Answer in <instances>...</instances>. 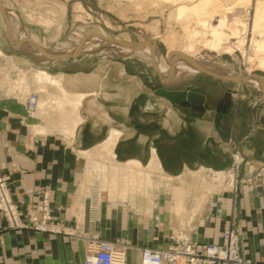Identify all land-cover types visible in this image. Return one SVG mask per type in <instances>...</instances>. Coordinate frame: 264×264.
<instances>
[{"label":"crops","instance_id":"1","mask_svg":"<svg viewBox=\"0 0 264 264\" xmlns=\"http://www.w3.org/2000/svg\"><path fill=\"white\" fill-rule=\"evenodd\" d=\"M40 39L49 45V38L43 36ZM0 49L9 56L0 55V173L9 175L7 185L11 197L27 214V220L28 217L38 219L43 216L55 228V231L40 232L26 227L15 230L7 228L0 216V264H86L84 259L95 238L121 243L125 250L124 264H140L143 247H164L171 243L175 235L166 232L167 228L161 229L165 223L160 219L159 206H138L128 197L112 198L115 192L118 193L112 190L120 189L118 191L122 193V187L112 189L107 185L101 192L103 186L99 175L94 174L93 180L97 188L90 187L92 174L87 168L91 160L86 156L94 155L107 131L116 127L121 133L113 153L115 158V151L118 153L119 161L143 166L154 149L162 169L170 167L171 161H180L183 167L182 172L166 173L183 175L191 163L186 160L191 149L184 147L180 151L176 147L180 145L177 134L185 118L179 110L191 114L192 107L176 108L164 97L153 98L147 94L138 78L139 68L126 66L123 59H96L88 54L41 66L56 68L53 74H62L61 83L72 96L83 94L76 110V124L72 126L60 120L59 112L53 110L29 117L25 94L14 89L13 80L19 74L18 70H24L29 76L31 69L39 64L35 63V55L24 46L14 48L7 41ZM67 61L71 66L77 64V68L70 70ZM88 66L91 68L83 71ZM145 71L150 77L154 76ZM30 81L28 77L29 87L33 86ZM54 91L50 89V92ZM199 92L207 97L205 91ZM18 97L22 99L17 100ZM156 103H167L163 121L157 119L160 109ZM226 108L205 106L202 109L204 117L197 119L195 126L206 136L200 150L201 158L206 154L216 163H229L231 153L242 157L236 170L235 189L233 193L229 190L230 195L224 191L214 198L216 216L213 219L206 213L205 233L191 239L201 244L208 240L218 241L223 229H235L241 253L264 263V116L263 121L246 124L241 141L235 123L225 133L222 124L213 126L206 121L213 114L225 113ZM256 112L264 114V110ZM67 129L72 133H64ZM38 130L43 131L36 132ZM166 161L168 164H164ZM124 172L128 173V170L120 169V173ZM160 192L153 188L123 193ZM43 193L48 197L45 212L38 210ZM136 208L151 211L139 214ZM202 208L204 204L197 208L198 212ZM167 213L164 216L168 221ZM187 214L185 211L184 215ZM169 216L175 218L177 215ZM180 223L184 222L180 220ZM208 234L211 235L209 239Z\"/></svg>","mask_w":264,"mask_h":264},{"label":"rangeland","instance_id":"2","mask_svg":"<svg viewBox=\"0 0 264 264\" xmlns=\"http://www.w3.org/2000/svg\"><path fill=\"white\" fill-rule=\"evenodd\" d=\"M254 1L255 0H251V7L247 10L248 28L244 33V44L242 46H239L238 44L233 45L231 53H217L209 49L208 46L204 44V39L206 38L207 33L203 35L202 33L196 34V30H198V28L193 25H188V28L185 31L181 28L179 23H177V20L175 19L176 16L169 15V8L163 6L162 8L159 6L153 7L152 9L146 8L143 11L136 12L133 8H131V6L128 5L126 0H5V3L7 6V10L9 9L7 11V15L10 21L9 27L11 30V38L14 43L19 39V29L23 30L27 37L33 39L40 46L51 47L57 50H67L69 48H72L75 43L82 41L85 35L89 36L94 35L96 33L104 34L117 40L130 42H143L152 39L156 43L160 54L164 56L165 60L168 62L169 51L164 37L166 36V34H170L174 36V45L177 49L179 46H181L184 40L192 39L193 43L199 42L197 43V45L195 44V47H198V50L196 51L197 53L195 52V58L199 60H209L221 68H225L236 73L244 74L248 69H250V71L259 75L264 82V69L257 66L256 61L258 57L256 56V54H259V52H262V50L255 51V47L251 44L250 40L252 36L251 24ZM154 9L155 11H153ZM47 18L51 20L50 24L44 23V20ZM29 31H31L30 35L28 34ZM43 36H45L46 39L49 38L48 46L46 42H43L40 39V37L42 38ZM6 40L7 39L5 36V29L3 27V23L0 17V45L6 44ZM99 45L92 52H81L74 56L67 57L65 58V60H69L71 58H78L81 55L88 54L92 55L96 59L99 57L121 58L125 61L126 66L130 65L139 68L137 70L139 72L138 78L141 80L142 86L145 88L147 94H151L153 98H162V96L155 93V89L160 87L172 90L190 89L198 92L205 91L207 93V97L205 99V106L213 108L215 107L216 102L219 98L223 99L221 103L224 102V98H228V106L225 110V113L218 115L213 114L212 116L208 117L206 121L211 122L213 126H215L216 124H222V126H224L225 133L228 132L229 128L233 125V123H235L236 127L239 129V137L241 141L244 139L243 134L245 133L244 129L247 123H257L259 120L263 121L264 114H261L260 112L255 113V111L264 110V98L261 95V90L251 82H238L223 78L221 79L209 76L204 73H199L189 77H184L182 75L176 78L175 80L163 81L151 68V63L149 62V57L146 53L126 55L118 46H113L109 44ZM250 57L253 58L249 59ZM59 60L64 59H57L53 60L52 62ZM65 63L66 65L70 66V70H75L77 68L75 66H78L77 64L71 66L70 61H67ZM42 65L46 64H39L35 67H41ZM41 68L45 69L52 75H56L53 74L54 72H56V68ZM90 68L91 66L84 67L83 71H87ZM144 69L147 70V72L152 73L154 76L150 77L149 75H147ZM31 70H33V68ZM30 74L31 71L29 72V76L25 72V83H27L26 81L28 77H30ZM26 86L27 88L25 89H17L16 87H14L16 90L24 92L25 102L29 92L33 91L37 94V96L41 97L44 95L45 98L48 94V91H44V93L38 91V87L34 84L31 87H29L28 84ZM48 89L50 91V88ZM21 99L22 98L19 97L17 98V100ZM53 104L54 103H51V106H49L48 108L44 107L40 111L44 112V109L46 108L47 111H55V107ZM156 107L157 109H160V115L157 119L163 121L164 113L167 111V103L163 105L156 103ZM175 107L177 108L184 106ZM187 107L189 106H186L185 108ZM37 110L38 109H34L32 112L26 114L29 117L34 116V114H43L41 112L39 113ZM179 111L182 113V116L185 117L183 119L185 124L183 122V125H181L180 129L178 130L179 133L177 134V136L180 145H177L176 147L180 151H183L184 147L191 149V153H189L188 155L186 154V160L191 162L188 168L190 170L195 171L196 169L205 167L206 170H209V172H211L210 170H222L225 172V177L223 178V181L218 187V189L214 191L215 196H219L224 191H226L227 193H229V190L231 192L234 191L236 170L240 164V162H235V152L231 153V156H229L231 160L229 163L226 161H223L222 163H216L211 159L212 157L206 155L205 153H203L205 155L201 158L200 150H202V144L205 142L206 136L201 135V133L198 132L195 126V121H197V119L202 120V118L204 117L202 115V110L200 112H193L191 114H188L182 110ZM259 117L262 118L260 119ZM41 131L43 130H38L36 132ZM65 133L68 132L66 131ZM207 142H210V139H208ZM115 155L116 158L118 157L120 159L116 151ZM164 164H168L167 161L166 163L164 162ZM169 164L170 167L167 166L168 168L166 169L163 167L165 172L176 174L183 171V167L180 161H171ZM87 169L92 174L89 180L90 187L97 188V184H93L95 176L94 172L89 167ZM110 170L112 169L109 165L101 164V168L97 171L99 173L96 172L97 174H99V178L103 186L101 192H103L105 186L108 187L106 179L110 178L108 177V175H112L110 174L112 173L110 172ZM228 171L233 174V181L231 185H228ZM122 174L123 173H120L119 175L123 176ZM120 176L116 177L117 179L114 178L116 180V187H121V185L125 186L123 185L125 183H120L121 180L123 181L124 179ZM172 182L173 181L170 180V183ZM118 183H120L121 185ZM127 188H130V190L128 189L129 191L141 192H145L147 190L151 191V189L153 188L159 189L161 191L160 193L148 194L123 192L121 193L120 191H118L120 189L116 188L118 189L116 190L118 193L112 195V198L121 199L128 197L129 199L135 201V204H137L138 206H159L160 219L165 223V226L163 224V226H161V229L167 228V230H165L166 232L169 231L173 233L175 237L178 238H199L200 233H205L206 231V213H209L210 217L213 219L216 216L217 203L215 202V199L212 198V194H208L207 196H205L207 198V201L204 203V208H202L199 212L197 208L192 206L193 203L191 202L190 198H187L185 211H187V215H189L190 217L184 215L182 219H178V216H176L175 218L173 216H169L173 215L174 213L168 209L169 201L166 198L167 193L165 191L167 190V188L164 183H161V186H154L151 183H146L142 187L128 186L126 187V189ZM120 203L125 202L120 201ZM135 210L139 214L151 211L149 209L144 211V209L142 210L137 208ZM166 213L168 214L167 216L170 217L168 221L164 216ZM180 220L184 223L181 224ZM6 227L10 228L7 223ZM24 228L25 227H23V229ZM26 228L32 229L37 232L41 231L33 226H28ZM11 229L20 230L22 228ZM210 233L211 231H209V234ZM209 234L208 239L209 237L211 238V235ZM216 241L217 240H208L206 243H212ZM119 244L116 243L118 247H122L121 243Z\"/></svg>","mask_w":264,"mask_h":264},{"label":"bare ground","instance_id":"3","mask_svg":"<svg viewBox=\"0 0 264 264\" xmlns=\"http://www.w3.org/2000/svg\"><path fill=\"white\" fill-rule=\"evenodd\" d=\"M126 2L136 12L143 11L146 8L152 9L153 7L157 6L161 8L162 6L169 8V15L176 16L175 19L177 20V23H179L181 28L185 31L188 28V25H193L198 28V30H196V34L202 33L203 35L207 33L206 38L204 39V44L207 45L209 49L217 53H231L233 45L238 44L239 46H242L244 44V33L248 28L247 10L251 7V0H126ZM0 4L4 9L6 19L10 26V21L7 15V11L9 9L7 10L5 0H0ZM153 11H155V9ZM1 20L6 36L5 23L2 17ZM44 23L50 24L51 20L47 18L44 20ZM19 30L20 32L18 41L22 44L21 47L24 46L28 48L32 55H35L34 57L38 64H47L53 60H57L48 59L36 48V45L39 44H37L33 39L27 37L23 30ZM251 33L252 36L250 40L251 44L255 47V51L262 50V52L256 54V56H258L256 60L257 66L264 69V0L254 1ZM164 38L169 51L168 62L165 60L164 56L160 54L156 43L152 39L143 42H130L117 40L114 38L111 39V37L107 35L96 33L89 36L85 35L82 41L75 43L72 48L67 50H57L51 47L39 46L44 48L52 55H59L61 53H73L77 47L80 51L79 53L87 51L92 52L99 44H109L120 47L122 52H124L126 55L146 53L149 57L151 68L163 81L175 80L182 75L184 77H189L199 73H204L213 77L218 75L219 77L217 78L221 77V79L230 77L228 80L251 82L256 85L264 95V82L262 78L256 73L250 71V69H248L246 73L242 74L221 68L209 60H199L195 58V54L197 53L196 51L198 50V47L195 46L199 42L193 43L192 39H186L177 49L174 45L173 35L166 34ZM26 39L28 41H26ZM0 55H5L1 49ZM65 58L67 57L59 59ZM189 58L196 61V64L190 61ZM252 58L250 57L249 59ZM204 70H207V72ZM208 71L214 75L209 74ZM24 77H26L25 71L19 70L17 79L13 80L14 84L12 83L14 87L17 89L27 88V83L24 82ZM30 79V82L38 87V91L43 93L44 91H48L46 98L44 95L42 97L37 96L35 109H38L37 111L40 113L41 109L44 107L48 108L51 106V103H54V109L57 111V113L59 112V115L57 116H59L60 120L62 119L65 123L68 122L74 126L77 122L76 110L83 94H73L74 96H72V93L68 91L61 83L62 74L52 75L41 67H34L33 70H31ZM9 88L10 87H8V89ZM48 88H52L58 93H55V91L50 92ZM47 108L41 113H47ZM72 126H70L71 129ZM66 131L70 134L72 133V130L67 129ZM120 133V129L111 127L107 131L105 138L100 141L101 143L94 150L95 156L93 154L88 155L86 153V158L91 160L89 168L94 172L95 175H99L97 174L99 173L97 171L101 168V164H107L111 167L112 170H110V172L112 173L110 174L112 175H108L110 178L106 179V182L112 189L113 187L117 186L115 179H117L116 177L120 176L118 171L120 172V169L122 168H124L126 171L128 170V173L124 172L122 174L123 176H120L124 178L123 181L119 179L121 180V182L119 181L120 183H125L123 184L125 186H122L120 183H118L122 187H120L122 192H126V190L128 192L130 190V188L126 189L128 186L142 187L146 183H151L154 186H161V183H164L167 188L166 198L170 204L169 208L180 219H182L184 216L187 198H190L191 202L193 203V207L199 209L207 199L205 196L212 194V198L216 197L214 191H216L221 185L223 178L225 177L224 171L210 170L211 172H209V170H206L205 167H201L195 171L188 169V172L184 173L183 175L177 174L175 176H171L162 169L154 149L151 150L149 161L143 166L119 161L114 156L113 148ZM241 160L242 158L240 156H235L236 163L241 162ZM88 163L89 162H87V164ZM151 174H155L156 176H151ZM170 180L173 182L170 183ZM227 180L228 185H231L233 181V174L229 171L227 172Z\"/></svg>","mask_w":264,"mask_h":264},{"label":"built area","instance_id":"4","mask_svg":"<svg viewBox=\"0 0 264 264\" xmlns=\"http://www.w3.org/2000/svg\"><path fill=\"white\" fill-rule=\"evenodd\" d=\"M37 94L29 92L26 97L27 113L36 108ZM8 174L0 173V216L10 228L33 226L41 231H55L46 217H28L13 200L7 181ZM97 190V189H96ZM48 206L46 193L42 194L38 210L45 212ZM172 242L164 247H143L140 264H264L243 255L238 245L236 230L226 228L221 231L220 239L212 243H198L192 239L172 237ZM86 264H124L125 250L115 242L95 238L89 253L84 259Z\"/></svg>","mask_w":264,"mask_h":264},{"label":"water","instance_id":"5","mask_svg":"<svg viewBox=\"0 0 264 264\" xmlns=\"http://www.w3.org/2000/svg\"><path fill=\"white\" fill-rule=\"evenodd\" d=\"M0 15L5 23L6 38H7L8 43L14 48H21L22 44L19 43V41H16V43H13L11 39L9 24H8L4 9L1 6V4H0ZM26 41L28 40L26 39ZM36 48L40 52H42L48 59H59V58L69 57V56L76 55L80 52L77 47L73 53H61L59 55H52L51 53L47 52L44 48L40 47L39 45H36ZM189 59L194 64H196V61H194L191 58ZM204 71L207 72V70H204ZM208 73L212 74L209 71ZM216 77H219V76L217 75ZM225 78L228 79L230 77H225ZM155 93L162 97H165L174 106H191V107H198L200 109H203V107H205L206 96L204 93H201L198 91H194L190 89L172 90V89H165V88L160 87V88L155 89ZM261 95L264 98L263 93Z\"/></svg>","mask_w":264,"mask_h":264},{"label":"flooded vegetation","instance_id":"6","mask_svg":"<svg viewBox=\"0 0 264 264\" xmlns=\"http://www.w3.org/2000/svg\"><path fill=\"white\" fill-rule=\"evenodd\" d=\"M227 101H228V98H224V102L223 103H221L220 101H217L215 107L218 108V109H225L228 106L227 105ZM190 109L194 113L200 112L202 110V109H200L198 107H192Z\"/></svg>","mask_w":264,"mask_h":264}]
</instances>
